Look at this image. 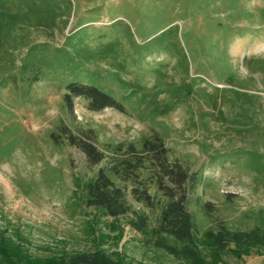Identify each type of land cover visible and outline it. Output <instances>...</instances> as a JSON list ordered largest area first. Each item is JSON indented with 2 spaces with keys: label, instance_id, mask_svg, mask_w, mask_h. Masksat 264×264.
<instances>
[{
  "label": "rangeland",
  "instance_id": "obj_1",
  "mask_svg": "<svg viewBox=\"0 0 264 264\" xmlns=\"http://www.w3.org/2000/svg\"><path fill=\"white\" fill-rule=\"evenodd\" d=\"M71 83L124 110L92 111L78 97L68 106ZM89 130L107 157L158 136L196 175L189 211L200 231L207 212L237 229L264 220V0H0V228L17 229L37 255L84 251L96 237L93 209L74 213L68 200L73 178L106 162L90 168L68 144ZM140 182L164 201L147 171ZM127 197L155 220L157 204ZM139 241L126 226L104 249L174 264ZM235 264H264V254Z\"/></svg>",
  "mask_w": 264,
  "mask_h": 264
},
{
  "label": "trees",
  "instance_id": "obj_2",
  "mask_svg": "<svg viewBox=\"0 0 264 264\" xmlns=\"http://www.w3.org/2000/svg\"><path fill=\"white\" fill-rule=\"evenodd\" d=\"M74 97L87 100L92 111L124 110L113 97L86 83L67 86L64 99L68 106ZM67 140L84 154L88 167H97L106 160L91 178H73V190L68 199L76 204L74 213L83 205L93 209V215H89L90 233L96 234L93 244L84 251L58 248L37 255L17 229L0 228V264H132L124 262L116 250L104 249L111 241L118 246L126 226L139 234L143 248L170 258L174 264H235L254 253L264 254L263 219L251 228L237 229L207 212L210 226L199 230L189 211L190 195L198 182L196 175L190 174L178 161L168 159L158 136L145 141L140 152L133 145L125 149L118 146L112 157H107L99 148L92 130L69 135ZM142 170L149 173L150 182L161 193L163 202L154 203L149 185L137 187ZM118 182L130 183V191ZM128 194L147 208L157 204L158 213L153 222L145 212L130 205ZM208 207L210 204L205 205ZM98 224L102 226L99 233L95 229Z\"/></svg>",
  "mask_w": 264,
  "mask_h": 264
}]
</instances>
